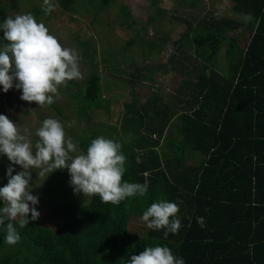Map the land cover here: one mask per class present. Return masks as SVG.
<instances>
[{
	"label": "trees",
	"instance_id": "1",
	"mask_svg": "<svg viewBox=\"0 0 264 264\" xmlns=\"http://www.w3.org/2000/svg\"><path fill=\"white\" fill-rule=\"evenodd\" d=\"M76 1L57 0L64 11H72ZM114 2L99 0V7ZM233 2L242 18L219 14L218 19V13L210 19L198 17L172 48L170 64L188 53L187 64L179 70L186 76L180 92L173 95L179 103L153 95L140 108L130 104L122 117L125 137L101 121L78 135L71 133L82 152L101 135L119 141L127 157L123 180L147 179V194L112 205L99 196L78 202L62 188L61 206L39 211L38 219H30L24 228L16 225L21 235L17 244H6L0 228V264H126L130 255L156 245L167 246L185 264H264V0ZM121 7L128 18L129 9ZM10 8L0 1L1 23ZM31 12L36 17L43 13L37 5ZM248 14L252 20L246 23ZM239 29L252 33L245 46L231 36ZM154 72L150 68L147 74ZM73 95L79 100V118L109 102L103 96L102 76L95 71ZM50 106L60 111L54 103ZM106 110L111 114L110 106ZM176 117L177 125L172 123ZM4 165L3 186L8 181ZM162 199L179 206L178 233L165 238L164 230L130 232L132 216L141 217ZM49 214L52 222L45 217ZM197 217H203L204 227Z\"/></svg>",
	"mask_w": 264,
	"mask_h": 264
},
{
	"label": "rangeland",
	"instance_id": "2",
	"mask_svg": "<svg viewBox=\"0 0 264 264\" xmlns=\"http://www.w3.org/2000/svg\"><path fill=\"white\" fill-rule=\"evenodd\" d=\"M0 1L11 6L6 13L13 18L18 14H33L31 9L34 5L41 8L43 2V0ZM52 2L55 4V10L51 14L45 15L43 12L39 17L34 16L37 21L43 22L48 27L50 33L58 38L63 47L77 51L80 56L81 78L73 79L74 83L71 87L67 85L60 88L59 97L55 98L54 102L60 111L51 106L41 108L35 102L23 101L20 99L21 90L13 87L5 93L0 86V114L16 122L21 129L31 130L33 142H35L33 138L35 130L41 126L44 119L59 120L65 125L66 135L77 145L76 154L82 153V150L78 140L71 133L78 135L82 129L87 126L93 128L101 121L110 126L114 125L117 128V134L125 137L122 117L130 104L140 108L153 95H160L167 102L179 103L173 95L180 92L186 76L179 70L187 64L186 54L188 53L178 55L180 62L175 60L171 64L168 62L172 55V48L191 27L190 23L198 22V17L210 19L213 13L242 18L233 8V0H196L195 4L181 0H156V2L154 0H115L112 6L105 9L99 7V0H77L72 11L61 9L57 0ZM121 5L129 9L128 18L123 15ZM181 18L187 21L181 22ZM171 19L175 20L171 22ZM2 31L0 30V35ZM251 34L249 29H239L232 32L231 36L241 46H245ZM168 38L169 41H167ZM150 68L155 69L152 76L147 74ZM93 71L101 74L103 96L109 102L104 108L95 109L81 119L77 116L79 100L73 94L80 93L86 77ZM109 106L111 114L105 112ZM72 121L75 122L73 126L67 127V124ZM172 123L179 124V117L174 118ZM172 128L174 130V127ZM172 128L165 132L161 140L162 144L169 137ZM107 131L108 128L105 127L104 133H108ZM2 162L6 169L11 163L6 155H0V170ZM13 168V175L22 170L19 165H13ZM30 172L31 193L39 198V203L35 205L38 211H47L50 207L61 206L64 202L62 188L67 189L78 202L84 201L85 197L82 193H74L67 169L55 170L45 179L38 177L35 169H30ZM6 178L8 180L7 174ZM4 180L5 177L0 172V187L3 186ZM45 217L48 221H53L51 214ZM129 226L130 232L141 235L146 234L148 230L141 217L137 216H132Z\"/></svg>",
	"mask_w": 264,
	"mask_h": 264
},
{
	"label": "clouds",
	"instance_id": "3",
	"mask_svg": "<svg viewBox=\"0 0 264 264\" xmlns=\"http://www.w3.org/2000/svg\"><path fill=\"white\" fill-rule=\"evenodd\" d=\"M41 8L49 15L55 4L43 0ZM243 19L251 22L252 16L248 14ZM0 30H3L0 86L5 93L15 87L22 91L21 100L46 108L59 97L60 88L81 78L77 51L63 47L33 14L6 17L0 23ZM74 123L69 122L67 127ZM32 135L28 128L21 129L0 114V155H6L11 162L7 168L8 181L0 187V228L5 232L6 244L15 245L21 240L17 224L24 228L30 219L35 221L40 216L35 207L39 198L31 193L30 169H35L38 177L44 179L55 170L67 169L74 193H82L85 198L99 196L104 204L119 205L126 199L147 194V179L144 183L123 180L127 157L119 142L101 135L91 140L86 152L76 154L77 145L66 135L65 125L54 118L44 119L36 128L35 142ZM13 165L21 166L22 170L13 175ZM178 213L176 203L162 199L147 207L141 220L149 229L164 230L167 238L170 233L177 234L182 226ZM197 223L205 226L203 217H197ZM126 264H185V260L175 256L167 246L156 245L130 255Z\"/></svg>",
	"mask_w": 264,
	"mask_h": 264
}]
</instances>
